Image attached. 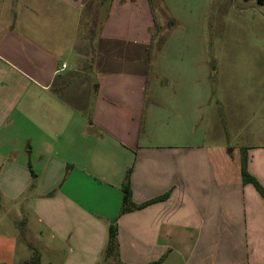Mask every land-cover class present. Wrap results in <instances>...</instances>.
Wrapping results in <instances>:
<instances>
[{
  "label": "crops",
  "instance_id": "0c3cea01",
  "mask_svg": "<svg viewBox=\"0 0 264 264\" xmlns=\"http://www.w3.org/2000/svg\"><path fill=\"white\" fill-rule=\"evenodd\" d=\"M92 4L0 0V262L37 253L29 230L41 264H99L115 222L118 264H264V196L188 136L203 87L147 104L151 0H107L89 39ZM127 178L136 204L168 195L120 213Z\"/></svg>",
  "mask_w": 264,
  "mask_h": 264
},
{
  "label": "rangeland",
  "instance_id": "374dc122",
  "mask_svg": "<svg viewBox=\"0 0 264 264\" xmlns=\"http://www.w3.org/2000/svg\"><path fill=\"white\" fill-rule=\"evenodd\" d=\"M151 3L162 28L148 73L149 82H156L158 89L148 85L147 104L160 102L163 108L166 91L180 86L191 97L195 84L202 86L201 111L197 121L187 122L188 136L202 138L229 162L242 165L245 148L264 150V0ZM103 5L99 25L107 6ZM167 79L169 85L164 84ZM23 235L42 261L50 259L36 234L25 230ZM23 253L19 250L10 263L20 264ZM99 264L118 263L115 257L102 256Z\"/></svg>",
  "mask_w": 264,
  "mask_h": 264
},
{
  "label": "trees",
  "instance_id": "16d2710c",
  "mask_svg": "<svg viewBox=\"0 0 264 264\" xmlns=\"http://www.w3.org/2000/svg\"><path fill=\"white\" fill-rule=\"evenodd\" d=\"M105 1H107V0H93L91 13H90V21L88 23L86 33H85L86 37H88L89 39H92L97 33V30L99 27V18H100V13H101V7ZM151 10H152V14H153L154 26H153V31L151 32L150 40L147 44V72H149L151 60H152L154 50H155V43H156L157 37L159 36V33L161 31V28H162V23H161L160 19L158 18L155 9L152 6H151ZM241 176H242L243 182L252 183L255 186V188L264 196V188L246 170V155L245 154L243 155V159H242ZM122 191H123V200H122L120 213H124V212L130 211L133 209H137V208H141V207L147 205L148 203H152V202H155L157 200L164 199L168 195V193H165V194H163L157 198H154L152 200H149L145 203L136 204L131 199V190H130L128 178L122 187ZM107 234H108V238H107L106 246L103 250V256L106 258L115 257L116 259H118L117 224L115 222L111 223L108 226ZM0 264H6V263L0 262ZM20 264H41L40 257L38 254L34 253V255L31 258L24 260Z\"/></svg>",
  "mask_w": 264,
  "mask_h": 264
}]
</instances>
